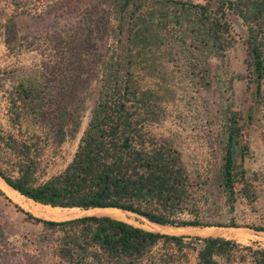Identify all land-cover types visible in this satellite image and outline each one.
<instances>
[{"label":"trees","instance_id":"16d2710c","mask_svg":"<svg viewBox=\"0 0 264 264\" xmlns=\"http://www.w3.org/2000/svg\"><path fill=\"white\" fill-rule=\"evenodd\" d=\"M0 1V28L10 51L40 50L36 42L41 39L50 46L36 66L6 77L13 80L8 91L12 122L32 134L18 138L0 132V142L19 159L12 173L0 166V177L51 207H114L176 227L239 226L201 214L181 152L151 131L166 98L155 78L159 59L180 53L201 86L210 90L219 79L212 74V60L227 69L228 52L236 43L231 15L246 26L244 77L250 107L237 111L228 104L215 173L217 202L223 199L233 207L242 190L249 196L246 134L254 108L264 99V0ZM108 37L112 42L100 61L97 98L74 157L62 172L38 183L39 142L43 135L58 145L76 137L84 110L76 97ZM16 206L57 239L35 253L14 247L1 231L0 264H176L177 253L186 250L196 254V264H264V247L221 236L161 233L110 216L48 220ZM184 212L192 218L179 217ZM251 228L264 231V226ZM159 244L167 252L155 254Z\"/></svg>","mask_w":264,"mask_h":264},{"label":"rangeland","instance_id":"374dc122","mask_svg":"<svg viewBox=\"0 0 264 264\" xmlns=\"http://www.w3.org/2000/svg\"><path fill=\"white\" fill-rule=\"evenodd\" d=\"M104 2L107 3V1ZM0 5L3 6V2L0 1ZM230 18L232 33L236 38V43L228 52L229 64L227 69L217 59L212 60V74L215 73L219 79L218 82L212 83L210 90L202 87L197 76L189 71L186 66L187 58L182 54L179 53L173 58L166 56L159 59L158 76H156L155 80L163 87L166 98L163 105V114L160 116L159 122L152 124L150 129L154 135L169 141L181 152L190 176V183H192V193L198 202L200 201L198 205L201 206V214L207 215V219L210 221L235 222L239 225L238 227H222L223 233L211 236H221L233 239L243 246L251 245L254 248H259L264 247V231H258L251 227L264 226L263 98H261L258 107L253 110V112L255 111L254 120L249 125L246 134L250 148L249 154L245 159L248 184L246 188L249 196H246L244 190H242L238 194L237 201L233 207L225 205L223 199L219 200V203L217 202L218 192L216 190L215 173L220 167L222 159L220 150L221 139L226 125L225 110H227L228 104L232 102L233 109L246 111L250 107L251 101L247 79L244 77L248 58L247 29L239 17L231 15ZM111 42L112 38L108 37L99 46L98 56H94L90 63L89 71L87 72L88 78L77 94L78 104L80 107L84 105V110L82 111L80 130L76 137H69L65 142L58 145L54 139H46V135L42 136L39 142L40 155L37 157L39 166L37 173L38 183H42L53 175L62 172L72 161L97 98L100 61ZM36 44L40 50L23 49L19 52H12L6 47L3 31L0 28V132L2 135L12 133L20 138L22 136L25 137L24 135L32 134L31 130L30 133L26 132V128H23L21 132L19 126H15L12 122L13 116L8 105V91L11 89L13 80L6 77H9V75L16 76L21 70L32 68L40 62L41 52L45 49H50V46L46 39L38 40ZM239 75L243 78H240ZM18 161L16 153L7 146L6 142L1 141L0 166L8 173H12ZM238 187L242 189L243 185L240 184ZM0 189L2 188L0 187ZM16 205L19 204L9 198L5 192L0 195V232H4L5 240H8L14 247L22 250H31L35 253L41 248L49 249L48 247L53 245L57 239V235L45 230L41 222L29 218ZM19 206L24 211L31 213V211L21 205ZM179 217L192 218L188 212L181 213ZM134 219L135 223L132 224L145 229L149 228L147 221L136 215ZM141 224L147 225V228ZM203 228L205 227L187 226L184 227L182 232L173 235L210 236L200 233ZM156 232L165 233L160 230H156ZM153 251L155 254L167 252L161 249L160 244ZM49 257L51 256L48 255L47 258ZM176 259V264H196L197 262L196 254L191 250L177 253ZM222 264L227 263L222 261ZM233 264L244 263L236 261Z\"/></svg>","mask_w":264,"mask_h":264},{"label":"bare ground","instance_id":"6f19581e","mask_svg":"<svg viewBox=\"0 0 264 264\" xmlns=\"http://www.w3.org/2000/svg\"><path fill=\"white\" fill-rule=\"evenodd\" d=\"M0 187L3 189L6 195L9 196L14 202L21 205L28 211H31V213L37 216H40V217L47 218V219L63 220V219L80 217V216H85V215H95V216H110V217L120 219L123 221L135 223V219H134L135 214L128 212V211H123L118 208L108 207V208L80 209V208L50 207V206H46L41 203L35 202L34 200L22 195L19 191L15 190L13 187L8 185L4 181V179H2L1 177H0ZM141 225L144 227L147 226L143 224ZM148 225H149L148 229L152 231L160 230L162 232L169 233V234H177L178 232H182V230L184 229V227L176 228L173 226L162 225V224L160 225L156 223H148ZM200 233L204 235H210V236L218 235V234L223 233V228L217 227V226H208V227L203 228L200 231Z\"/></svg>","mask_w":264,"mask_h":264},{"label":"water","instance_id":"95a60500","mask_svg":"<svg viewBox=\"0 0 264 264\" xmlns=\"http://www.w3.org/2000/svg\"><path fill=\"white\" fill-rule=\"evenodd\" d=\"M2 178V177H1ZM3 179V178H2ZM5 181V180H4ZM6 182V181H5ZM7 183V182H6ZM8 184V183H7ZM9 185V184H8ZM112 208H114V207H112ZM118 209H120V208H118ZM121 210H123V209H121ZM123 211H126V210H123ZM128 212H130V211H128ZM131 213H134V212H131ZM137 217H139V218H141V219H143V220H145V221H147L148 223H156V224H159V223H157V222H154V221H152V220H150L147 216H145V215H140V214H137V213H134ZM161 225V224H160Z\"/></svg>","mask_w":264,"mask_h":264}]
</instances>
